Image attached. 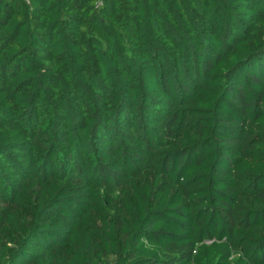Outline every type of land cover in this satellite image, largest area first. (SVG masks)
Listing matches in <instances>:
<instances>
[{
	"label": "trees",
	"instance_id": "obj_1",
	"mask_svg": "<svg viewBox=\"0 0 264 264\" xmlns=\"http://www.w3.org/2000/svg\"><path fill=\"white\" fill-rule=\"evenodd\" d=\"M0 264H264V0H0Z\"/></svg>",
	"mask_w": 264,
	"mask_h": 264
}]
</instances>
